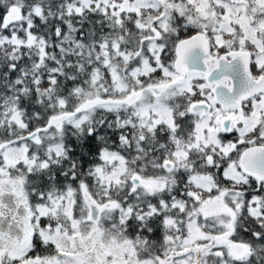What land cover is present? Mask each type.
Instances as JSON below:
<instances>
[{
	"label": "snow or ice",
	"instance_id": "obj_1",
	"mask_svg": "<svg viewBox=\"0 0 264 264\" xmlns=\"http://www.w3.org/2000/svg\"><path fill=\"white\" fill-rule=\"evenodd\" d=\"M0 264H264V0H0Z\"/></svg>",
	"mask_w": 264,
	"mask_h": 264
}]
</instances>
